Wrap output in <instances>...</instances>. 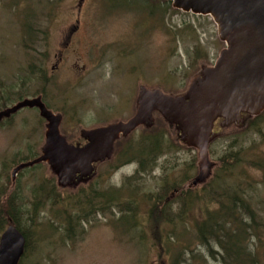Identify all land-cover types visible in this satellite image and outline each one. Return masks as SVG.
<instances>
[{
    "label": "rangeland",
    "instance_id": "1",
    "mask_svg": "<svg viewBox=\"0 0 264 264\" xmlns=\"http://www.w3.org/2000/svg\"><path fill=\"white\" fill-rule=\"evenodd\" d=\"M28 37L33 49L25 47ZM225 48L211 17L183 13L165 0H0V80L14 86L23 99L42 96L46 106L63 117L61 133L70 144L81 141L82 130L129 120L136 112L140 87L175 96L185 93L190 80L203 67L213 66ZM33 65L44 72L30 71ZM14 118L12 126H0V187L9 176L8 193L17 191L24 203L53 179L49 167L41 165L22 171L13 184L14 161L26 158L30 146L40 155L46 132L36 110L24 109ZM238 130L217 123L214 132L220 137L210 146L212 162L217 164L234 138H243ZM255 131L245 135L246 145L250 138L257 141ZM148 134H163L170 146L152 169L137 175L136 162L120 164L118 157L113 160L115 155L96 166L99 192L119 190L123 201L134 199L135 215L108 210L69 237L66 227L57 229L63 205L45 204L36 227L26 224L30 247L19 264H214L206 250L196 246L194 235L207 202L193 200L188 218L181 221L174 198L170 206L160 205L174 223L162 219L157 224L147 197L160 194L166 184L187 191L198 174L197 151L184 146L157 114L150 131L138 129L120 140V149ZM250 173L262 180L260 173ZM201 190L193 189L192 195ZM76 192L57 188L61 199ZM172 195L173 190L164 203ZM51 221L56 227L48 225Z\"/></svg>",
    "mask_w": 264,
    "mask_h": 264
},
{
    "label": "water",
    "instance_id": "2",
    "mask_svg": "<svg viewBox=\"0 0 264 264\" xmlns=\"http://www.w3.org/2000/svg\"><path fill=\"white\" fill-rule=\"evenodd\" d=\"M165 1L175 10L213 19L226 45L215 64L203 67L180 95L140 87L135 114L127 121L82 130L84 146L68 143L61 133L63 117L48 109L41 96L1 110L0 124L24 109L38 111L46 123L41 154L15 167L13 184L20 172L47 165L59 187L77 188L95 177L98 164L112 159L117 142L140 128L152 129L156 114L176 131L184 146L197 151L198 174L190 187L211 179L216 163L210 159V146L220 137L214 132L216 123L243 129L244 117L264 113V0ZM25 248V237L11 224L0 238V264H19Z\"/></svg>",
    "mask_w": 264,
    "mask_h": 264
},
{
    "label": "trees",
    "instance_id": "3",
    "mask_svg": "<svg viewBox=\"0 0 264 264\" xmlns=\"http://www.w3.org/2000/svg\"><path fill=\"white\" fill-rule=\"evenodd\" d=\"M26 39H24L25 47L33 49L32 43L28 44L32 38ZM30 69L32 72H35V69L39 73L44 72L42 66L33 65ZM16 96L19 98H15ZM23 98L15 91L14 86L0 80V111ZM14 120L15 118L12 117L10 120L3 121L0 126H12ZM244 120L245 127L238 130V133L244 134L243 138L236 137L228 145L224 154L218 158L214 175L207 183L201 185L200 192L192 195V190L199 186L188 188L185 191L177 187V184H166L161 187L160 194L147 196L153 203L151 216L157 224L162 219L174 223V219L165 216V210L163 211L160 206L163 204L166 208L163 198L171 190L180 191L176 196V202L180 205L178 217L181 221L188 218L187 208L193 200L207 202L202 217L196 219L194 235L197 240L196 246L205 249L207 259H211L214 264H264V211L262 209L264 197L261 198L264 189V127H261L264 123V113L256 118L244 117ZM254 130L258 136L257 141L250 138V143L246 145L243 140L245 135ZM121 140L126 141V139ZM169 147L163 134L143 135L130 142L126 148L120 149V141L117 142L113 160L118 157L116 160L120 164L136 162L139 166L137 175H140L146 169H152ZM38 156L30 146L29 155L22 160L14 161V165L31 161ZM195 163L196 158L192 163L194 168ZM118 168L117 165L113 169ZM250 169L260 173L262 180L257 181L252 177ZM19 174L22 175V172ZM52 179L46 183L45 189L44 187L36 189L37 195L32 201L24 203L17 191L12 194L8 193L9 176H6V185L0 187V232H4L12 224L25 237V249L30 247L29 226L36 227V218L45 204H50L53 208L63 205L61 222L58 223L57 229L61 226L66 227L65 230L69 237L74 235L77 228H81L84 222L98 216L99 213L104 214L116 208L120 215L128 214L131 217L137 211L136 201L134 199L123 201L119 190L98 194L94 191L76 192L72 198L61 199L57 193L56 178L53 175ZM47 186L49 192L46 190ZM48 225L56 227L52 221ZM198 257L197 255L196 258ZM203 261L206 260L203 258ZM174 264H187V262H175ZM201 264H208V262Z\"/></svg>",
    "mask_w": 264,
    "mask_h": 264
},
{
    "label": "flooded vegetation",
    "instance_id": "4",
    "mask_svg": "<svg viewBox=\"0 0 264 264\" xmlns=\"http://www.w3.org/2000/svg\"><path fill=\"white\" fill-rule=\"evenodd\" d=\"M85 144H86V142L81 139V141L76 142L75 144H72V145L84 146ZM95 177H96V168H95ZM95 177L92 180L88 181L87 183H83V184L79 185L77 188H61L58 185H57V188L60 189L61 191L69 190V191H78L79 193H82V192H88L89 193L90 191H92V192L94 191L95 193L98 194L99 193V189H98L99 185H97L95 183ZM56 183H57V179H56ZM188 187L191 188L190 185ZM177 194H178L177 190L175 189V190H173V195L166 198V201H165L166 207L170 206V204L172 203L174 198H176ZM152 207H153V203H152ZM149 214H150V212H149ZM99 215H100V213H99ZM104 215H105V213H104Z\"/></svg>",
    "mask_w": 264,
    "mask_h": 264
}]
</instances>
